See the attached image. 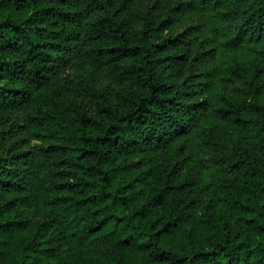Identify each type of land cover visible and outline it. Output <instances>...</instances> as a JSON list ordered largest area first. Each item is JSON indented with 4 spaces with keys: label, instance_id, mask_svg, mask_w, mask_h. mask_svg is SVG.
<instances>
[{
    "label": "trees",
    "instance_id": "obj_1",
    "mask_svg": "<svg viewBox=\"0 0 264 264\" xmlns=\"http://www.w3.org/2000/svg\"><path fill=\"white\" fill-rule=\"evenodd\" d=\"M0 264H264V0H0Z\"/></svg>",
    "mask_w": 264,
    "mask_h": 264
},
{
    "label": "rangeland",
    "instance_id": "obj_2",
    "mask_svg": "<svg viewBox=\"0 0 264 264\" xmlns=\"http://www.w3.org/2000/svg\"><path fill=\"white\" fill-rule=\"evenodd\" d=\"M192 15L193 16H191L189 19L190 23L194 26L198 25V27H199L201 22H202V17L197 15V14H194V13H192ZM100 84H102V85L107 84L106 79H102ZM213 157H217V154H214ZM215 160H218V159H215Z\"/></svg>",
    "mask_w": 264,
    "mask_h": 264
}]
</instances>
